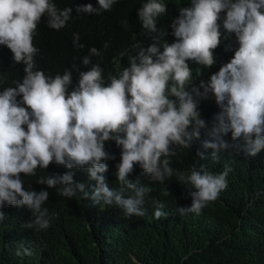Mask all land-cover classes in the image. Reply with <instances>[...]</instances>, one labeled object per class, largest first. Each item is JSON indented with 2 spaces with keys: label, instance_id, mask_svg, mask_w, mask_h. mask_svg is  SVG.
<instances>
[{
  "label": "clouds",
  "instance_id": "9594fccd",
  "mask_svg": "<svg viewBox=\"0 0 264 264\" xmlns=\"http://www.w3.org/2000/svg\"><path fill=\"white\" fill-rule=\"evenodd\" d=\"M119 2L97 0L98 7L88 3L76 11L101 15ZM72 10L58 8L56 0H0V45L10 50L16 64L24 65L25 73L21 81H13L15 86L0 90V222L6 218L5 206L26 205L35 214L27 227H51L49 210L44 207L49 192L25 190L21 175L35 176L37 169H47L52 163L86 169L97 182L91 195L84 183L74 181L71 171L40 177L37 183L55 188L66 198L82 194L81 199L114 204L128 217L146 214L145 196L152 191L129 180L135 165L160 183L176 175L192 201L190 207L177 211L201 214L228 188L232 169L225 166L214 174L201 164L188 174L177 173L171 157L176 147L188 149L192 142H203V148L212 149L213 162L229 148L248 157L264 149V0H191V6L181 7L171 22L172 43L164 39L167 32L157 28L158 19L168 12L167 4L145 0L138 17L144 30L156 34L153 42L147 48L133 44L137 50L129 56V66L107 80L100 64L92 63L102 52L89 44L73 65L88 70H78V84L70 90L73 72L66 69L61 75L56 71L65 69L67 62L55 70L38 68L34 39L47 16L48 28L58 31L63 40L73 39L76 49L83 48L86 42L79 28L84 18L82 14L71 16ZM228 38L232 41L224 45ZM236 42L238 47L231 51ZM217 48L229 62L207 82L195 85L188 62L211 68ZM119 55L123 58L127 51ZM50 71L56 74L49 75ZM200 74L197 69L196 76ZM5 79L0 73V84ZM206 134L211 139L204 141ZM226 135L231 139L225 141ZM108 141L121 148L118 188L109 187L103 175L108 171L103 161L114 159L105 150ZM232 142L238 143L228 144ZM198 155L206 159L203 153ZM152 203L153 218H166L164 203ZM21 247L17 256L32 255Z\"/></svg>",
  "mask_w": 264,
  "mask_h": 264
},
{
  "label": "trees",
  "instance_id": "16d2710c",
  "mask_svg": "<svg viewBox=\"0 0 264 264\" xmlns=\"http://www.w3.org/2000/svg\"><path fill=\"white\" fill-rule=\"evenodd\" d=\"M143 2L145 0H120L111 11L94 15L77 12L76 8L88 3L98 7L97 0H56L58 8L73 9L71 16L83 15L79 36L86 45L76 49L73 39L63 40L58 31L47 27L45 16L34 39L39 49L38 68L55 70L67 62L65 69L56 71L61 75L66 69L73 72L71 90L78 84L79 71L88 70L85 66L76 68L73 65L92 44L102 52V56L94 57L92 63L100 64L105 79L109 75H118L123 67L129 66L128 58L137 50L132 45L139 42L147 48L156 35L142 28L138 9ZM163 2L167 4L168 12L158 19L157 28L164 29L167 32L164 39L172 43L175 37L171 22L179 15L181 7L191 6V0ZM231 41L228 38L223 44ZM106 43L107 49L104 48ZM237 47L236 42L230 49L235 51ZM125 50L127 55L121 58L119 54ZM214 55L216 63L211 68L188 62L195 85L198 86L200 81L207 82L222 64L229 62L220 48ZM23 68V64L13 61L10 50L0 45V73L6 78L0 84V90L15 86V80L21 81L25 75ZM197 69L201 71L199 76H196ZM210 139L206 134L204 141ZM229 139L227 135L224 138L225 141ZM235 143L238 142L228 144ZM202 145L203 142L197 145L192 142L188 149L176 147V155L171 157L173 169L188 174L192 167L204 164L214 174L222 172L225 166L232 171L227 177L228 188L199 215H180L177 211L190 207L192 201L187 186L178 181L176 175L164 183L156 182L138 164L129 180L152 188L145 196L146 214L143 217H128L123 208L104 204L102 200L97 203L92 199H81L79 195L82 194L66 198L55 188L37 183L40 177L71 171L74 181L84 183L85 191L91 195L97 182L89 178L86 169H68L52 163L47 169H37L35 176L22 173L25 190L49 192L44 207L49 210L51 227L47 230H37L35 225L29 228L27 224L34 221L35 214L26 205L5 206L6 218L0 222V264H264V149L256 157H248L242 151L229 148L220 153L218 162H213V150ZM105 150L114 159L103 161L108 166L103 175L109 187L118 188L116 173L121 148L114 141H108ZM198 153H203L206 159H201ZM165 191L170 194L164 195ZM153 200L163 202V211L168 213L166 218L155 219L156 224ZM21 246L29 249L32 255L17 256V250L22 251Z\"/></svg>",
  "mask_w": 264,
  "mask_h": 264
},
{
  "label": "rangeland",
  "instance_id": "374dc122",
  "mask_svg": "<svg viewBox=\"0 0 264 264\" xmlns=\"http://www.w3.org/2000/svg\"><path fill=\"white\" fill-rule=\"evenodd\" d=\"M153 220H154V222H155V224H156V223H157L156 220H155V219H153Z\"/></svg>",
  "mask_w": 264,
  "mask_h": 264
}]
</instances>
